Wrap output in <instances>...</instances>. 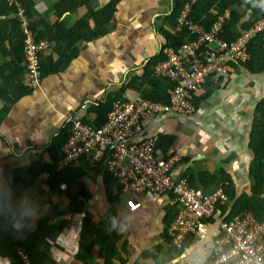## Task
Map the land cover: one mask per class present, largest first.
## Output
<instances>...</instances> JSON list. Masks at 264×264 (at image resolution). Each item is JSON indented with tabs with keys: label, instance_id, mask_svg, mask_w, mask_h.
Returning <instances> with one entry per match:
<instances>
[{
	"label": "crops",
	"instance_id": "0c3cea01",
	"mask_svg": "<svg viewBox=\"0 0 264 264\" xmlns=\"http://www.w3.org/2000/svg\"><path fill=\"white\" fill-rule=\"evenodd\" d=\"M60 1L32 0L31 20L50 26L57 23L69 29L86 16L87 8L82 6L57 17L54 7ZM87 1L93 11L109 2ZM258 3L260 0L253 6ZM165 5V0H120L106 26L107 34L91 42L79 41L77 55L69 65L44 77L39 87L9 106L0 121V179L7 167V179L16 183L15 196L20 207L26 208L18 218L6 213L15 246L25 241V234L35 232L38 222L49 214L54 215L49 226L59 228L56 235L45 239L37 264H104L106 246L96 236H89L93 229L87 230L84 224L98 228L107 224L108 217L114 220L115 244L126 264H156V247H162L163 252L169 250V240H164L169 237L164 218L169 209L173 211V206L165 198L123 194L110 181L105 183V175L93 168H75L80 174L75 183L61 181L58 185L52 181L49 184V173L45 170L53 163L49 152L52 143L62 130L67 131L69 116L77 114L88 122L98 123L92 106L119 90H123L120 99L140 94L126 86L145 69L149 72V83L144 87L147 91L168 90V81L154 76L150 64L165 42L158 34L159 29L170 28L164 20L170 12L163 10ZM8 19L15 20V16L12 14ZM52 45L44 52L43 60L48 57L57 60ZM10 61V57H0V65ZM229 76L208 97L202 98L204 92L196 96L193 114L149 117L143 129L148 136L172 137V141L160 142L157 150L162 157L171 154L181 157L174 170L176 177L200 187L198 176L202 173L220 180L226 176L236 199L242 194L249 195L254 185L249 176L253 159L250 134L254 113L262 109L264 73L251 74L242 67H234ZM20 80L24 85L25 71ZM11 172H18L15 181ZM217 231L216 223L205 220L188 237L180 253L166 264H205ZM0 264H15L14 256L1 252Z\"/></svg>",
	"mask_w": 264,
	"mask_h": 264
},
{
	"label": "built area",
	"instance_id": "2783aa9c",
	"mask_svg": "<svg viewBox=\"0 0 264 264\" xmlns=\"http://www.w3.org/2000/svg\"><path fill=\"white\" fill-rule=\"evenodd\" d=\"M5 1L16 8L14 16L24 37V86L32 91L41 83L43 54L53 45L35 39L31 21L16 0ZM190 15L191 6L187 4L171 30L174 34L186 30L190 39L178 49L160 46L164 59L152 66V74L169 83L168 103L136 94L115 100L101 124L88 122L77 114L69 116L67 139L57 152L56 169H97L123 194L168 200L174 207L173 220L167 228L171 248L180 249L205 220H212L218 231L205 264H264V218L257 220L247 211L229 214L232 201L224 183L205 194L201 187L190 185L188 179L176 177L174 170L181 157L159 156L157 138L148 136L143 129L149 117L193 114L196 96L204 92L209 79L225 78L232 70L230 64L245 63L251 39L264 32V18H259L249 28L229 29L236 37L227 40L224 23L230 17L228 10L216 16L209 30L192 21ZM15 251L23 264H30L23 248L18 246Z\"/></svg>",
	"mask_w": 264,
	"mask_h": 264
},
{
	"label": "trees",
	"instance_id": "16d2710c",
	"mask_svg": "<svg viewBox=\"0 0 264 264\" xmlns=\"http://www.w3.org/2000/svg\"><path fill=\"white\" fill-rule=\"evenodd\" d=\"M192 1L193 0H171L170 12L168 16L164 18L170 28H160L158 32L160 38H163L165 41L163 46H170L174 49H178L182 43L190 39L186 30L177 34L171 31L177 26V19L187 4L191 5L190 19L202 24L207 30H209L216 16L228 10L230 12V17L224 23V37L227 40L236 37V35L229 30L231 28L234 29L235 25L243 23V25H241L242 28H249L250 24L243 21L245 16H253L255 20L264 18V9L253 6V3L257 0H195L194 3H192ZM16 2L21 5L26 15L29 17L31 21L30 29L34 33L35 39L52 42L54 44V51L58 55L56 61L52 60L51 57L41 60L40 72L41 78L43 79L50 74L63 71L69 65L70 61L77 55L78 48L76 44L79 41L91 42L107 34L106 26L111 22L120 0H109L108 4L97 11H93L89 8L87 0H61L54 7L57 17L70 14L82 6L87 8L86 16L79 19L69 29H65L61 24L57 23L50 26L44 21H32L30 15V11L34 7L32 0H16ZM15 10V5H10L5 0H0V57L11 58L10 62L0 65V101L3 104L2 107H0V121L7 114L9 106L14 105L19 99L31 91L28 90L20 80V75L25 71L23 59L24 37L16 17L15 20L8 19V16L15 14ZM247 53L249 59L245 63L239 64V66L251 74L264 73V32L255 35L251 39L247 47ZM163 59L164 56L162 51L159 50V53L151 58L150 64L154 66ZM237 66L238 65L230 64L231 69ZM6 70H9L10 74L6 75ZM148 77L149 72L145 69L142 75L132 77L126 87L141 92L140 95L144 98L167 104V91H160L157 88L147 91L144 88L145 85L149 83ZM223 79V76L211 77L202 98L208 97L212 92L217 90ZM122 93L123 90H119L118 92L107 95L105 100L98 103V105L92 106V112L96 114L98 124L105 121L106 115L110 111L113 102L119 100ZM196 103L197 100H195V105ZM261 105L262 109L254 113L250 134L253 137L251 142L253 159L251 161L249 176L254 180V185L251 188L250 194H242L238 198L233 199L231 183L227 181L228 179L226 176L221 180L216 179V177L208 173H202L198 176V180L201 184L200 187L205 194L214 191L219 183L225 184L224 190L232 201L229 214L247 211L252 213L257 220H262L264 218V99L261 100ZM66 134L67 131L62 130L52 143V148L49 150L53 162L49 167H45V170L49 173V184L51 181L52 184L55 183L54 185H58L61 181L65 184L75 183L80 177L76 169L66 168L57 171L55 166L58 161L57 151L66 141ZM166 139L172 141V137L158 136L156 147H159L160 142ZM8 173V168L4 167L3 177L0 179V253H10L14 256L15 264H23L17 257L15 251V248L19 246L27 253L30 264H37L38 259L41 257L40 249L46 244L45 239L48 237L51 238V234L53 233L56 235L59 228L55 230L52 226H49V221L54 219V215L49 214L38 222V228L35 232L25 234V241L15 246L16 244L11 237L12 224L7 221L6 213H11L18 218L26 208L20 207V203L15 196L17 190L16 183H9L7 179ZM17 175L18 172H11L10 176L12 181H15ZM107 181H109V177L105 175L104 182L106 183ZM188 182L192 185L190 180H188ZM223 210H225V208H223ZM172 212L173 211L169 209L165 214L164 223L167 227L173 219ZM84 227H86L87 230H90V228L93 229V232H88V235L96 236L106 246L104 264H116L114 261H118V264H126V260L119 255L115 244L117 234L112 217H108L107 224H101L98 228L92 227L91 224H84ZM164 240L168 241L169 237H165ZM187 241L188 238L184 241L180 249L169 248L166 252H163L162 247H156V264H166L170 262L173 255H178L180 253Z\"/></svg>",
	"mask_w": 264,
	"mask_h": 264
},
{
	"label": "rangeland",
	"instance_id": "374dc122",
	"mask_svg": "<svg viewBox=\"0 0 264 264\" xmlns=\"http://www.w3.org/2000/svg\"><path fill=\"white\" fill-rule=\"evenodd\" d=\"M166 2H167V5H165V6H163V10H165V12L166 11H168V10H170L171 8V6H169V4L171 5V0H165ZM164 12V13H165ZM164 13H162V14H164ZM255 19H253V16H249V17H246V18H244L243 19V21H246V22H248L249 24H251V22L252 21H254ZM241 25H243V23H239V24H237L236 26H234V30H237V29H239L240 27H241ZM247 25V24H246ZM241 66H237L236 68H240ZM230 73V72H229ZM229 73L226 75V78H224L223 80H224V83L226 82V81H228L229 80V77L231 76H229ZM251 164V163H250ZM168 245V248H171V247H169L170 246V244H167ZM167 248V247H166Z\"/></svg>",
	"mask_w": 264,
	"mask_h": 264
},
{
	"label": "clouds",
	"instance_id": "9594fccd",
	"mask_svg": "<svg viewBox=\"0 0 264 264\" xmlns=\"http://www.w3.org/2000/svg\"><path fill=\"white\" fill-rule=\"evenodd\" d=\"M255 7H260L261 9H264V0H260V3H258V4H256V5H254ZM44 58V57H43ZM42 58V59H43ZM41 80H42V78H41Z\"/></svg>",
	"mask_w": 264,
	"mask_h": 264
}]
</instances>
